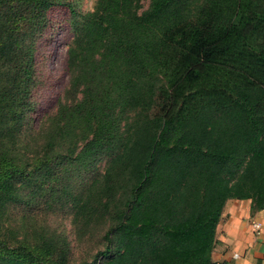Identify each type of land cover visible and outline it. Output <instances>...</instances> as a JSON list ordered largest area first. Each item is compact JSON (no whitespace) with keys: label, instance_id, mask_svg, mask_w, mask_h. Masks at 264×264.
Listing matches in <instances>:
<instances>
[{"label":"trees","instance_id":"16d2710c","mask_svg":"<svg viewBox=\"0 0 264 264\" xmlns=\"http://www.w3.org/2000/svg\"><path fill=\"white\" fill-rule=\"evenodd\" d=\"M228 1L247 77L226 100L186 105L182 78L226 54L206 42L174 70L163 37L214 0H97L86 12L82 0H0V264L69 263L64 232L11 241L15 207L70 211L79 241L104 245L88 264H229L212 257L226 202L264 210V0ZM57 7L73 33L69 87L35 124L49 96L39 43ZM168 67L179 79L166 96Z\"/></svg>","mask_w":264,"mask_h":264},{"label":"rangeland","instance_id":"374dc122","mask_svg":"<svg viewBox=\"0 0 264 264\" xmlns=\"http://www.w3.org/2000/svg\"><path fill=\"white\" fill-rule=\"evenodd\" d=\"M97 0H82L81 11L94 9ZM151 0H141L143 9L148 8ZM51 17L58 18L59 23L51 30L52 37L43 39L39 43L40 57L47 56L44 62L46 77L45 92H47V106L41 108V113L35 116L34 123L40 119H47L56 113L57 103L65 98L69 87L70 72L67 68L68 48L73 39V33L69 25V12L65 7H57L51 12ZM238 17L235 9L228 0H214L213 4L206 7L201 15L194 21L188 20L168 31L163 37V63H169L176 69V57L189 54L198 60L200 44L217 41L226 54L225 58L218 62L207 63L196 80L182 78L185 85V94L188 97L187 104L194 103L196 99L212 98L214 100H226L231 96V84L236 78L247 77L239 68V42ZM44 54V56H42ZM163 65V64H162ZM42 67V65H41ZM164 70L166 76L164 89L166 96L178 81V77L168 67ZM45 83V84H46ZM44 84V86H45ZM106 161L99 164V172L105 170ZM10 237L13 242L16 238L27 237L32 243L43 239L42 229L51 230L56 234L64 232L70 245L68 264H88L92 262L98 250L104 249V245L96 242V236L86 243L80 242L72 224L70 211L54 215L43 213L35 209L25 210L21 207L11 208ZM38 229V230H36ZM100 257L97 264L103 262Z\"/></svg>","mask_w":264,"mask_h":264},{"label":"crops","instance_id":"0c3cea01","mask_svg":"<svg viewBox=\"0 0 264 264\" xmlns=\"http://www.w3.org/2000/svg\"><path fill=\"white\" fill-rule=\"evenodd\" d=\"M255 222L263 224L260 233L254 228ZM212 257L229 264H264V210L252 213V199L231 198L226 202Z\"/></svg>","mask_w":264,"mask_h":264},{"label":"built area","instance_id":"2783aa9c","mask_svg":"<svg viewBox=\"0 0 264 264\" xmlns=\"http://www.w3.org/2000/svg\"><path fill=\"white\" fill-rule=\"evenodd\" d=\"M254 228L255 230L260 233L263 229V224L261 222H255L254 223Z\"/></svg>","mask_w":264,"mask_h":264}]
</instances>
